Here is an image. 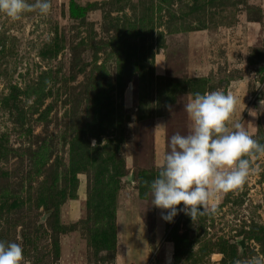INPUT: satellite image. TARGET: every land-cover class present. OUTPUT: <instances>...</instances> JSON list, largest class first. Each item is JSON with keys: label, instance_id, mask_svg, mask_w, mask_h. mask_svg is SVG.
Segmentation results:
<instances>
[{"label": "rangeland", "instance_id": "1", "mask_svg": "<svg viewBox=\"0 0 264 264\" xmlns=\"http://www.w3.org/2000/svg\"><path fill=\"white\" fill-rule=\"evenodd\" d=\"M50 3L0 13V241L22 245L23 264L264 258V157L194 223L163 220L148 186L197 92L235 96L234 119L264 144V0Z\"/></svg>", "mask_w": 264, "mask_h": 264}, {"label": "clouds", "instance_id": "2", "mask_svg": "<svg viewBox=\"0 0 264 264\" xmlns=\"http://www.w3.org/2000/svg\"><path fill=\"white\" fill-rule=\"evenodd\" d=\"M35 11L47 16L50 0L31 4L28 0H0V13L12 21ZM237 105L235 96L220 90L197 92L183 105L190 130L169 138L168 151L157 165V177L148 185L151 205L162 210L163 220L173 222L179 212L190 216L193 223L198 217L215 215L217 194L242 191L249 176L258 171L253 162L264 157V144L234 119ZM166 107L174 111L173 105ZM181 204L183 207H178ZM24 260L20 243L0 241V264H23ZM248 264H264V258H253Z\"/></svg>", "mask_w": 264, "mask_h": 264}, {"label": "trees", "instance_id": "3", "mask_svg": "<svg viewBox=\"0 0 264 264\" xmlns=\"http://www.w3.org/2000/svg\"><path fill=\"white\" fill-rule=\"evenodd\" d=\"M44 210H45V211H48V210H50V208H49V205H48V204H46V205L44 206Z\"/></svg>", "mask_w": 264, "mask_h": 264}, {"label": "water", "instance_id": "4", "mask_svg": "<svg viewBox=\"0 0 264 264\" xmlns=\"http://www.w3.org/2000/svg\"><path fill=\"white\" fill-rule=\"evenodd\" d=\"M239 245H240L241 247L243 246V241H242V240L239 241Z\"/></svg>", "mask_w": 264, "mask_h": 264}]
</instances>
